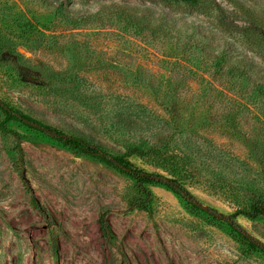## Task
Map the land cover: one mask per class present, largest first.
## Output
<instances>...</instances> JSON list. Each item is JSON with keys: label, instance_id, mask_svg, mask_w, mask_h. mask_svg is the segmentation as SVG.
Here are the masks:
<instances>
[{"label": "rangeland", "instance_id": "rangeland-1", "mask_svg": "<svg viewBox=\"0 0 264 264\" xmlns=\"http://www.w3.org/2000/svg\"><path fill=\"white\" fill-rule=\"evenodd\" d=\"M251 25L264 32V0H0V102L28 119L0 132V264H264L164 186L221 217L264 192V39ZM60 135L153 176L150 201ZM234 223L264 247V218Z\"/></svg>", "mask_w": 264, "mask_h": 264}, {"label": "trees", "instance_id": "trees-1", "mask_svg": "<svg viewBox=\"0 0 264 264\" xmlns=\"http://www.w3.org/2000/svg\"><path fill=\"white\" fill-rule=\"evenodd\" d=\"M175 1H181L186 3H196L197 0H175ZM127 13L124 11H121L119 13L115 12V15L118 16H126ZM98 14H93L92 16L85 17L81 16L78 18H67L66 22L73 27V29H78L83 25V23H86L88 19H97L99 17ZM124 24L127 26H130L131 29H137L139 26V19L135 16L131 17L129 16L123 21ZM250 34L252 36H255L256 38H263L264 39V32L261 31V29L256 27L255 25H251L248 29ZM239 62V61H237ZM240 63V62H239ZM231 63L227 64V74L231 77L232 80L239 79L241 80L243 76L239 74L238 72H235L236 68L234 65H230ZM259 83L264 85V81H259ZM257 88H262L258 86ZM0 112L3 115V121L0 124V132L1 134L6 137L10 136L12 132L7 129V122L10 120H28L25 117H23L20 114H17L13 112L12 110L8 109L3 103L0 102ZM30 122V121H28ZM55 133V131H52ZM58 143L70 150L73 153L76 154H86L93 156L98 161L104 163L107 166H110L117 171L126 174L132 178H134L139 186L142 188V191L146 195V202L150 201L151 194L150 192L143 187L145 183L153 182L151 179H153V176L142 173L141 171H136L132 169L129 165V163L123 158L119 156H113L106 153L100 146L90 147L88 143L85 141L75 138V137H69V138H63L58 137L57 138ZM18 162H20V159H18ZM19 169V167H18ZM155 178V177H154ZM158 178V177H157ZM155 182V181H154ZM160 184V182H159ZM162 184V183H161ZM164 186L171 190L174 194L177 196L183 198L188 206H190L194 211L202 213L206 215L209 219L213 221H222L224 222L227 227L230 229L231 233L235 236L238 243L249 253V254H259L264 258V247L257 243L255 240H253L251 237H249L247 234H245L243 231L239 229V227L234 223V219L237 216H243L246 219L250 221H256L261 218H264V192L258 195L254 198L252 201L249 209H240L235 212L234 215L230 217H221L218 216L215 211H212L211 209H204L201 206L193 203L192 196L182 187V185L178 184L176 180H169L167 181ZM143 208H146V206L143 204ZM102 229L105 233H107V228L105 226V220H102Z\"/></svg>", "mask_w": 264, "mask_h": 264}]
</instances>
